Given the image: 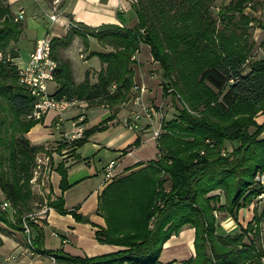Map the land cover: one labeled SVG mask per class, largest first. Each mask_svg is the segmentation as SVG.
Here are the masks:
<instances>
[{
	"label": "trees",
	"instance_id": "16d2710c",
	"mask_svg": "<svg viewBox=\"0 0 264 264\" xmlns=\"http://www.w3.org/2000/svg\"><path fill=\"white\" fill-rule=\"evenodd\" d=\"M210 1L213 0H180L179 8L171 13L167 5L172 0H159L149 5L136 0L131 4L137 18L133 27L111 23L88 26L75 22L84 32L71 26L65 36L50 40L51 54L57 61L53 97L61 98L60 101H85L89 108L104 105L111 110L107 118L84 129L80 137L62 142L61 149L79 147L93 132L104 130L118 112L114 107L130 98L136 86L134 54L141 44L149 46L153 61L159 63L162 95L177 94L184 104L174 118L161 120V132L155 139L156 158L136 162L133 168L145 165L113 178L100 194L99 206L104 211L106 229L96 231L97 239L121 244L115 243L111 234L126 228L136 229L138 235L135 241L122 244L124 248L111 253L74 257L62 249L46 250L43 230L23 215L30 197L28 181L32 166L43 154L41 146L31 144L25 134L44 116L27 118L34 97L18 81L16 50H9L8 56L3 54L5 62L0 60V189L10 208L2 209L0 200V223L24 231L23 222L28 221L38 232L30 238L33 248L69 264H159L163 244L185 224L195 228L196 257L191 256L178 264H212V258L219 264H246L255 257L249 249H240L237 244L233 250L218 251V246H225L230 238L229 235H215L213 210L226 204L228 212L234 214L236 207L248 204L251 198L264 191L255 180L257 173L264 171V138L259 137L264 124H256L254 119L258 112H264V59L252 61L243 72L246 55L236 50L240 46L231 47L230 38L216 28V20L208 6ZM246 1L249 0H231L230 3L238 6ZM226 7L220 8L222 15ZM22 28L21 19L8 4L0 1V51L10 41L18 40ZM75 35L83 38L84 45L88 44L87 38L94 37L110 47L107 52H90V56H97L102 64L95 82L85 72L84 79L77 83L69 61L57 54L60 48L70 45ZM250 126L259 130L250 132ZM139 143L137 137L122 152ZM227 144L231 152L223 156L219 150L224 148L227 153L223 147ZM56 171L61 176L59 188L63 192L69 185L62 161ZM159 173L167 176L169 188L164 190L161 181L159 190L152 192L143 203L139 220L143 224L137 226L123 218L126 224L114 230L110 222L118 211L111 203L120 199L125 204L131 203L127 201L131 187L133 184L141 187L143 180L157 188ZM49 190L52 194L50 183ZM216 190L223 192L226 203H219V193L209 194ZM48 200L46 206L65 212L62 196ZM129 207L134 208L132 204ZM9 211H13L12 218ZM254 219L259 221V216ZM206 241H210L209 247Z\"/></svg>",
	"mask_w": 264,
	"mask_h": 264
},
{
	"label": "crops",
	"instance_id": "0c3cea01",
	"mask_svg": "<svg viewBox=\"0 0 264 264\" xmlns=\"http://www.w3.org/2000/svg\"><path fill=\"white\" fill-rule=\"evenodd\" d=\"M1 2L8 4L15 16H17L18 10L23 9L24 11L21 19L23 28L18 40L14 43V50L17 52L15 63L19 66L26 62L28 54L34 48L37 39L48 36L51 40L52 37L65 36L69 22H80L88 26L111 23L131 27L136 19L131 0H1ZM51 16H54V20L51 19ZM131 16L132 19L129 21ZM77 39V43H79L78 54L80 56L85 54L86 58L77 61V65L81 69L80 72H77V78L81 80H74L77 83L81 82L84 79L85 72H88L90 80L95 82L96 72L102 67L100 60L95 56L97 64L94 67H87L84 62L90 57L87 56L91 50L102 51L103 48L94 37H89L87 50L84 53V43L80 37ZM24 43L27 46H22ZM143 47H147L150 53V48L146 44H141L139 50L135 53L134 57H136L137 63L133 65V81L136 85L134 89H138L137 94L139 95L141 94L139 88L144 87V92L141 95L142 104L152 106L154 113H152L151 118H147L146 115L142 114L139 127L136 130L129 129L123 121L124 118L130 115L133 110H141L140 104L135 103L134 97H131L126 104L130 106V109L120 108L115 117L107 122L104 130L93 132L84 142L85 144H93V147L96 148L91 156H86L81 152L84 143L74 149L73 147L68 148L70 152L63 155L61 160L66 167L68 188L63 192L59 188L61 176L56 169L52 170L50 174L52 195L53 197H63L65 212L61 213L56 208L41 205V208L46 207L45 212H40L35 220H29L43 230V248L46 250L62 249L65 253L74 257H94L114 252L119 248L113 244L100 242L96 237V231L105 227L103 215L98 211L100 194L111 181L107 180L104 175V166L109 160L116 159L117 165L113 177L116 178L138 168L132 167L136 162H147L156 158V140L152 138V130L163 119L160 111L162 107L163 114L167 116L164 101L168 96L164 97L162 95L157 77L159 68L156 69V72L150 70V67L155 66L157 62L152 60L151 54L149 61L142 62L139 59L138 54ZM151 60L153 63L150 62ZM51 83L56 89V83ZM88 109H101L103 112L97 120L80 124L83 119L87 120ZM110 114L111 110L104 105L89 108L85 101H80L79 104L71 105L60 113L63 120L58 128L55 127L54 112L51 111L43 117L42 121L31 127L25 136L35 145L42 144L45 141L63 140L65 142L68 141L65 134L69 137L76 131L72 123L86 129L96 125V123L98 124ZM158 115L162 119H158ZM261 120H264V115L261 116ZM98 135L101 139H97ZM137 137L140 140L139 145L133 146L132 149L129 148L123 153L122 150L132 145ZM145 146L151 147L150 155L144 153ZM100 155L101 157L96 159ZM53 174H56L55 185L52 182ZM0 200L6 201L1 189ZM9 208L8 204L7 209ZM12 214L13 211H9L11 218L13 217ZM24 222L26 221L24 220ZM26 223L31 227L29 233L0 223L2 229V232H0V264H69L65 261H56L51 255L33 248L30 238L35 237L38 232L28 221ZM193 238L194 229L190 227L182 229L177 236H171L163 244L159 264H166L172 260H175V262L171 264H177L191 257L193 255ZM178 246L186 247L185 255L174 253V249Z\"/></svg>",
	"mask_w": 264,
	"mask_h": 264
},
{
	"label": "rangeland",
	"instance_id": "374dc122",
	"mask_svg": "<svg viewBox=\"0 0 264 264\" xmlns=\"http://www.w3.org/2000/svg\"><path fill=\"white\" fill-rule=\"evenodd\" d=\"M135 1L136 0H131V2H135ZM158 1L159 0H143V3L149 5L152 2L155 3ZM179 1L180 0H172V3L171 2H169V4L167 3L168 4L167 6L170 8L171 13L174 12L175 9L179 8L177 7L180 5ZM230 1L231 0H213L209 2L208 6L211 11V16H213L214 20H216V28L220 31H224L223 35L228 36L230 38L231 43H232L231 47L234 48V47L240 46V48H237L236 50L237 51L241 50L246 55V60L243 65V72H246L248 70L249 63H251L252 61L264 59V0H249L248 2L246 1L243 4H240L238 6H236L235 3H230ZM161 4H162V1H161ZM223 6L225 7L227 6L223 10L225 13L224 15H222L219 12L220 8ZM130 19H132V16L129 17V21ZM136 22H137V18L135 19V23ZM134 25L132 24L131 27H133ZM71 26L72 28H75L77 30L79 29V32H84L82 31V29H80L77 26L76 23H71ZM79 37H80L79 35H75L70 45H68L65 48H60L57 53L61 58L69 61L71 68H72L73 77L76 81L81 80L77 78V72L78 71L80 72L81 70L80 66L77 65V61H79V59L81 58L83 59L86 58L85 54L82 55L83 57L78 54L77 48L79 46V43H77L78 42L77 40L79 39L77 38ZM81 39L83 42V38ZM86 40L88 41V38ZM96 41L103 48V50L100 52H107L110 49V47L106 43H100V41H98L97 39ZM22 46H27V45L24 43L22 44ZM22 46L20 45V47ZM87 46L88 44L87 45L83 44L84 53L87 50L86 49ZM73 49H75L74 52H73ZM9 50H12V51L14 50L13 41H10L9 45L4 50L0 51L1 61L3 60V58H5L3 57L4 56L3 54H7V56L9 55L10 53ZM91 51H94V50H91ZM90 52L88 53L87 57L90 56ZM138 57L142 62H144L145 60L149 61V58H150L149 49H147V47H143L141 52L138 54ZM134 58L136 60V57ZM96 60H97L96 57L92 55L87 60H85L84 64L87 67H91V66L94 67L97 64ZM152 60L150 61L151 63H153ZM3 61L5 62V59ZM136 63H137V60H136ZM156 69H158L157 75L159 76V73H160L159 63L155 64V66L153 65V67H150V70L152 72H156ZM48 91L50 94L56 91L52 83L51 85L48 86ZM137 91L138 89H133L130 98L131 97L135 98L138 95ZM127 101L128 100L120 103L118 106L116 105V107L114 108H118V110L120 108L130 109V106L126 105L128 103ZM164 103H166V106L164 109H166L165 112L167 113V116H165V114H163L162 112L163 107L160 109V111L165 120H170L174 118L177 115L178 111L181 110V107H183L184 105L181 97H179V95L177 94L176 96L168 95V98L166 99V101H164ZM188 110L189 112L194 113V111L190 109ZM102 112L103 110L101 109H88L87 110L88 118L86 121L90 122V121L97 120L101 116ZM263 115H264V112L260 111L254 116L256 124H264V120L263 121L261 120V116ZM158 119H162L160 115H158ZM248 130L250 132H253L259 129L256 126H250ZM263 136H264V129H262L259 137L264 138ZM97 139H101L99 135L97 136ZM62 142L63 140L45 141L42 144H36V145L41 146L43 150V154L41 156L43 157L41 158V161L36 159L32 166L31 179L28 181V184H29L28 190L30 191V197L27 198L28 203H27L26 210H24V214H23L24 216H27V214L33 213V212L38 213L39 212L38 209L41 208V205H46L48 203L49 197L51 199L55 197V196L53 197V195L50 193V190H49V183L51 184L50 174L52 170L57 168L58 164L61 162L63 158L62 156L70 152V150L65 146L62 149L60 148V145L62 144ZM84 144L82 146L81 152L84 153L86 156H91L95 152L96 148L93 147V144H90V143H86L85 145ZM226 146H223V147L227 149V153H225L226 151L224 148H220L219 150L220 154H222L223 156H226L228 155L229 152H231L230 144H227ZM144 153L146 155H150L151 147L145 146ZM68 156H71V155H68ZM99 157H101V155L96 157V159H98ZM144 165L145 164H142L137 167L141 168ZM262 174H264V171L258 172L255 177V180L258 183L257 184L258 187L262 186L264 190V182L262 183L261 182L262 179H259L261 178L260 176ZM157 177H158L159 185L155 189L152 186L148 185L144 180L141 182V187H138L136 184H133V187H131L130 194L128 195V199H127V201L129 200L131 203L125 204V201L122 199L117 200L115 203H111V205L116 206L117 211H118V214L114 218H112L110 222L111 225L114 226V230L119 229L123 223L126 224L124 220H128V219H130L137 226L143 224L142 221H139L140 218H142L141 209L144 207L143 203L149 199L152 192H155V191L157 192V190H159L158 188H160L161 181H163L161 187L164 190H167L169 188L170 181L166 179L167 176L164 173H159ZM52 182L54 185L56 184V174H53ZM218 193L220 195L219 203L220 204L226 203L225 195L223 194L221 190H216L209 194H218ZM130 204L134 206L133 209L129 207ZM1 208H2V205H1ZM98 211L103 215V218H104V211L100 208V206H99ZM213 215H214V220H215L214 222L215 223V235L217 236L229 235V238H230L226 241L225 246L223 245L218 246V251L223 252L227 250H233L234 245L237 244L238 248L240 249L247 248L249 249L250 253L255 254V257L253 259L248 260L246 264L253 263V262L259 263L261 260V256L264 253V191L261 192L256 197L251 198L248 204L240 205L238 208L236 207L234 214L232 212H228V207L225 204L222 208H217L213 210ZM254 216H259V221H256L254 219ZM123 218L125 219L123 220ZM153 220L154 218L151 219V224L149 228H151ZM104 221H105V218H104ZM185 227H190L194 229L192 257L195 258L196 249L194 247V239H195L196 234H195L194 226L185 224L177 233H173L171 236H177L182 229L184 230ZM104 229H106V222H105V227L103 228V230ZM0 232H2L1 227H0ZM111 235L115 243L116 242L121 243V244H113L119 247L118 249L125 247V246L123 247L122 244L125 245V244L131 243V241H135L136 240L135 237L138 236L137 230L136 229L133 230L130 228L121 229V231H117ZM206 242H208V247H209L210 241H206ZM108 244H111V243H108ZM185 251H186L185 246H178L174 249V253L178 255H182V254L185 255ZM208 252L210 253L209 248H208ZM211 263L219 264L218 261L214 258L211 259ZM190 264H196V263L191 262Z\"/></svg>",
	"mask_w": 264,
	"mask_h": 264
},
{
	"label": "built area",
	"instance_id": "2783aa9c",
	"mask_svg": "<svg viewBox=\"0 0 264 264\" xmlns=\"http://www.w3.org/2000/svg\"><path fill=\"white\" fill-rule=\"evenodd\" d=\"M24 15L23 9L18 10L17 18L22 19ZM51 19L54 20V16H51ZM71 23L69 22L67 29L71 28ZM7 60L9 58H6ZM54 63L57 61L53 58L51 54V43L50 38L42 37L36 40L34 48L29 52L28 58L26 62L19 66L17 64V77L20 84H22L34 97L33 106L31 108L30 113L27 115V118L39 119L42 116H45L48 112H54V121L55 127L58 128L60 122L63 120V116H60L59 100L61 98H57L56 101H48V86L49 83L54 82V76H52V68ZM114 87V85H113ZM141 94L134 98V102L140 104L141 110H133L130 115L124 118V122L129 129L136 130L139 127V120L141 115H146L147 118L152 117V113H154V108L152 106H145L142 104L141 95L144 92V87L139 88ZM65 98V97H62ZM75 99L69 100L73 101ZM141 112V113H140ZM82 122H80L81 124ZM75 126L76 131L72 133V136L67 137L68 141L78 138L82 135L84 128L79 126L76 123H72ZM161 132V122L157 127H154L152 130V138L156 139L159 137ZM43 156H38L37 160L41 161ZM47 158V156H46ZM116 159L109 160L104 166V175L107 180H112L114 177V169L116 167ZM51 171V170H50ZM262 179L261 182H264V174L260 176ZM2 208L5 209L8 207V202L3 201ZM42 210V211H41ZM41 210L37 213H29L27 214V218L29 220H35L38 214L45 212L46 207H42ZM24 231L26 233L30 232L31 227L24 222ZM250 264H264V253L261 256V260L259 263H250Z\"/></svg>",
	"mask_w": 264,
	"mask_h": 264
},
{
	"label": "bare ground",
	"instance_id": "6f19581e",
	"mask_svg": "<svg viewBox=\"0 0 264 264\" xmlns=\"http://www.w3.org/2000/svg\"><path fill=\"white\" fill-rule=\"evenodd\" d=\"M56 65H57V63H54L53 68H52V76L54 74V70L56 68ZM56 100L57 99H55L52 94H50V93L48 94V101H56ZM79 103L80 102L76 99L73 101H70V102L64 101V100H61V101L59 100V107H62V109H60V113H62L64 110H66L69 106L74 105V104H79Z\"/></svg>",
	"mask_w": 264,
	"mask_h": 264
}]
</instances>
